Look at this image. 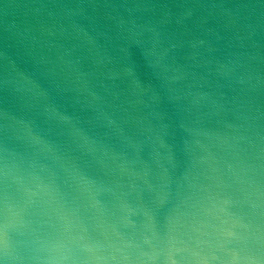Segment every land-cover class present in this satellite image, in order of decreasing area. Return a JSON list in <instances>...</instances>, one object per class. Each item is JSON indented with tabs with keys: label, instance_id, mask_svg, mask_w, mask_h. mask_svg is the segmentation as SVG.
Returning <instances> with one entry per match:
<instances>
[{
	"label": "water",
	"instance_id": "95a60500",
	"mask_svg": "<svg viewBox=\"0 0 264 264\" xmlns=\"http://www.w3.org/2000/svg\"><path fill=\"white\" fill-rule=\"evenodd\" d=\"M0 264H264V0H0Z\"/></svg>",
	"mask_w": 264,
	"mask_h": 264
}]
</instances>
